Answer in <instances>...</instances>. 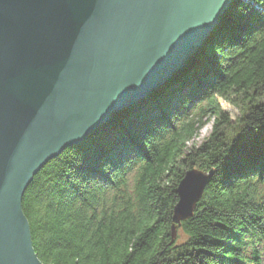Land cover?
<instances>
[{
    "label": "trees",
    "instance_id": "trees-1",
    "mask_svg": "<svg viewBox=\"0 0 264 264\" xmlns=\"http://www.w3.org/2000/svg\"><path fill=\"white\" fill-rule=\"evenodd\" d=\"M193 169L214 176L172 243ZM22 208L42 264H264V0H234L183 70L49 162Z\"/></svg>",
    "mask_w": 264,
    "mask_h": 264
},
{
    "label": "water",
    "instance_id": "water-1",
    "mask_svg": "<svg viewBox=\"0 0 264 264\" xmlns=\"http://www.w3.org/2000/svg\"><path fill=\"white\" fill-rule=\"evenodd\" d=\"M234 0H0V264H42L34 177L183 70ZM214 172L187 171L172 243Z\"/></svg>",
    "mask_w": 264,
    "mask_h": 264
},
{
    "label": "rangeland",
    "instance_id": "rangeland-1",
    "mask_svg": "<svg viewBox=\"0 0 264 264\" xmlns=\"http://www.w3.org/2000/svg\"><path fill=\"white\" fill-rule=\"evenodd\" d=\"M220 104H221L223 111L226 112L230 116L233 123H235V121L238 118H240V112L236 108L232 107L231 105H229L228 103H226L222 100H220ZM241 125L242 124L237 126L238 129L233 131L232 135L237 136V135H241L243 133V131H244L243 127L239 128ZM212 129H213V120L209 121L205 126L202 127V129L199 131L198 136L196 137L195 141L193 143H191L189 147L193 148V147H197V146L203 144L211 135ZM230 138H232V137L230 136ZM235 140L236 139H234V141ZM176 239H177L178 243H183V242H185L186 237H184L182 232L179 231L177 233Z\"/></svg>",
    "mask_w": 264,
    "mask_h": 264
}]
</instances>
